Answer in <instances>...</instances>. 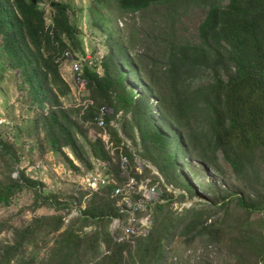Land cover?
I'll return each mask as SVG.
<instances>
[{"label": "trees", "instance_id": "trees-1", "mask_svg": "<svg viewBox=\"0 0 264 264\" xmlns=\"http://www.w3.org/2000/svg\"><path fill=\"white\" fill-rule=\"evenodd\" d=\"M94 1L106 8L116 1L126 13L178 3L206 9L198 41L181 42L172 35L163 41V65L153 60V66L145 67L131 58L120 40L111 39L112 51L99 65L103 76L94 69L96 66L84 67L94 105L81 118L95 124L99 111L106 106L114 110V117L120 111L131 112V122L145 152L167 184L200 197L202 187L197 189L178 159L190 171L193 161L198 160L217 172L224 171L223 159L242 191L223 194L218 200H210L208 206L195 203L176 212L170 209L173 200L153 204L146 212L138 211V217L151 216L148 234L128 237L123 227L131 226L129 215L117 206L121 197L111 198L110 194L122 185L121 181L124 183L120 177L121 155L131 163L134 156L111 126L114 117L109 115L105 121L114 155L101 138L85 137L87 147L79 138L83 108H65L62 102L71 92L62 75L65 55L71 52L76 56L81 53L78 48L83 50L78 27L70 20L71 5L52 0L53 16L47 24L41 0H0V46L9 68L20 72L32 104L42 110L31 106L24 115V128L33 135L44 133L40 140L43 153L69 148L88 170L93 168L91 158L112 162L111 174L116 170L113 178L120 183L104 188V196L93 193L91 199L80 201L86 207L69 225L59 212L14 229V241L0 244V264H166L168 249L177 236L188 244L199 241L207 251L226 246L236 264H264V0ZM142 80L145 86L139 95L128 90V81L141 85ZM153 96L158 98L159 115L150 101ZM6 128L0 133L6 142L1 140L0 145L9 151ZM129 136L135 139L134 132ZM67 162L80 171L69 157ZM12 173L9 171L8 183L0 181V203L9 204L24 188L34 190L39 198L43 196L42 182L26 170L20 171L16 180L11 178ZM131 175L138 181L141 178L136 173ZM164 189L166 197H173L167 187ZM180 197L183 203L188 202L185 194ZM50 200L57 211L70 205L54 196L48 197ZM256 213L262 216L255 218ZM49 235L54 236L50 247ZM30 245L36 248L32 253L49 249L39 261L36 255H26Z\"/></svg>", "mask_w": 264, "mask_h": 264}, {"label": "rangeland", "instance_id": "rangeland-1", "mask_svg": "<svg viewBox=\"0 0 264 264\" xmlns=\"http://www.w3.org/2000/svg\"><path fill=\"white\" fill-rule=\"evenodd\" d=\"M51 1L41 0L40 2V7L46 11L47 24L50 23L49 20L53 16L50 6ZM53 1L71 5L69 11L70 20L73 25L78 27V37L82 42L84 50V54H81L83 50L78 48L76 51L81 53H78L75 57L78 58V56L84 55L92 58L94 61L93 68L96 66L94 69L101 76H103V70L99 65L102 59L112 51L109 46L111 39L120 40L128 48L131 58H134L143 66H153V60L163 65V54L165 52L163 41H167L166 39L171 35L181 42L198 41L199 27L207 14L205 8L186 3H178L173 7L154 5L146 11L126 13L118 7L116 1H112L111 5L107 8L97 5L94 0ZM69 65L67 63V66L64 64L62 67V75L71 88V92L62 99L63 106L65 108H74L77 103L81 102L93 106L94 100L88 88L79 94V88L74 83ZM144 81L142 80L141 85L128 81L127 88L136 95H139L141 87L145 86ZM150 101L154 112L159 115L158 98L153 96ZM31 106L42 111L39 109L40 107L32 104L28 87L24 83L20 72L9 68L8 59L0 46V119L11 120L10 122L15 123L14 129L9 135L10 137L6 135L7 145L10 146L9 151L0 145V181L8 183L10 179L9 171L13 172L11 178L15 179V173L19 174L16 168L20 167V171L30 169L26 173L43 184L41 188L43 196L41 195L42 197L40 198L36 196L34 190L24 188L23 191H18L13 196L9 204L0 203V244L5 241L13 242L15 238L14 229H21L32 223L35 218L41 216L58 215L60 212L65 218V224L69 225L72 219L80 215L81 209H85L86 207V203L82 205L80 201L85 202L91 199L92 196L91 193L82 187V177L94 170L105 173L101 171V167L96 168L97 164H95L96 169L92 171L88 170L84 164L75 158L69 148H65L64 152H55L47 149V152L43 153L40 140L44 139V133H41L39 136L33 135L26 127L24 128V124L27 121L24 115L27 113V110L32 109ZM106 107L105 109L108 111L107 115L114 117V110L108 106ZM83 114L79 115L81 125H83L82 132H79V138L87 147L89 145L85 137L92 140L95 138L103 139L102 135L105 133L112 137L107 126L105 129H101L93 121L85 122L81 118ZM131 121L132 113H126L125 111H120L111 120V126H114L118 130L120 136L125 141V147L134 156V163L130 162L132 174L136 173L141 177L139 181L136 178L137 188L130 190L127 198L119 203L121 208L126 210V212L130 208L133 210L136 207V203L142 198L140 187L158 185L160 198L156 203L167 204L170 200H173L170 207L173 212H176L183 206L190 207L195 203H203V205L208 206L211 202L210 200H218L217 198L223 194L242 191V187L237 183L230 165L223 159H221L223 172H217L198 160L193 161V170L190 171L184 165L185 162L180 158L178 159L183 172L186 175L191 174L197 189L202 187L200 197L191 196L186 190L178 188L174 184H167L166 178L153 164V161L149 160L148 156L150 154L145 152L146 149L142 145L139 132ZM133 132L135 139L129 136ZM1 140L6 142L4 137H0V142ZM67 157L75 162L80 171L74 169L67 162ZM19 160L20 163L16 165ZM91 160L94 165L95 159L91 158ZM114 162L118 164L117 159ZM112 171L111 169V173ZM112 175H114L113 177L116 176V170H114ZM121 182L123 185V181ZM117 184L120 183L117 182ZM164 187H167V191L174 194L173 197H166L167 194H165ZM181 194L186 195L187 203L182 202ZM101 195L104 196V193ZM53 196L64 203H70V205L66 209L57 211V206L52 204V200L48 202V197ZM262 198L264 199V196ZM119 205L117 206L120 207ZM254 216L255 218H260L262 213H256ZM121 235L123 236V234ZM48 239L50 247L54 236L49 235ZM203 246L204 244L199 241L192 244L185 243L184 239L177 236L168 249L170 252L166 258L167 263H165L236 264L234 256L226 246H215L208 251ZM49 247L38 249L37 252L32 253L36 251V248L30 245L28 246L26 255H36L40 261L45 257V253L48 252ZM33 264H40V262Z\"/></svg>", "mask_w": 264, "mask_h": 264}, {"label": "built area", "instance_id": "built-area-1", "mask_svg": "<svg viewBox=\"0 0 264 264\" xmlns=\"http://www.w3.org/2000/svg\"><path fill=\"white\" fill-rule=\"evenodd\" d=\"M50 24V23H49ZM65 63L67 66V63L70 64L69 67L71 68L72 78L74 80L75 85L79 88V94L82 93L84 90L87 89V80L84 77V67L87 65L89 67L94 66V61L89 56L80 55L78 58L75 57V55L71 52H67L65 55ZM83 100V98H81ZM89 106V104L84 103H77L75 108L81 107L83 110H86ZM84 113V112H83ZM108 111L103 108L99 112V116L95 121L96 126L100 127L101 129H105L106 124V116ZM11 120L7 119H0V133L4 130L5 127L6 131H4L7 135L11 134V131L14 127V122H10ZM102 140L104 141L106 148L108 150H111L112 155L115 153V148H113V143L111 142V138L108 134L102 135ZM95 164L96 168L101 167V171H104L105 173H101L98 171H95ZM39 167V166H38ZM112 169V162H105L95 159V163L93 165L92 170L93 172H88L85 174L81 179L82 187L85 188L89 193H100L102 194L103 189L109 186L111 183L116 184L115 179L113 178V175L111 174ZM30 169H27L26 172H28ZM90 170V171H92ZM131 166L130 162L127 156L121 155L120 160V177L124 179V184L122 186H117V188L110 194L111 198L121 197V200L118 202L121 203V201L125 200L127 198L128 192L132 189H136L138 184L135 177L131 175ZM16 171H19V174L15 173V177L18 178L20 175V167L16 168ZM28 174V173H27ZM149 185V184H148ZM140 192L142 198L136 203V207L132 210L131 208L127 210H124L119 207L122 213H126L129 215V225L131 226H124V230L128 233V237L132 235L137 236H143L147 235L149 232V228L151 225L150 218L151 216L145 215L142 217H138V211H144L146 212L147 208L149 206H152L157 201H159L160 193L158 185L155 186H146V187H140ZM119 221H115V224ZM137 224H140L138 226Z\"/></svg>", "mask_w": 264, "mask_h": 264}]
</instances>
